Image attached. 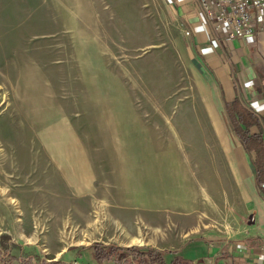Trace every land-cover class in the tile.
I'll use <instances>...</instances> for the list:
<instances>
[{"label":"rangeland","instance_id":"1","mask_svg":"<svg viewBox=\"0 0 264 264\" xmlns=\"http://www.w3.org/2000/svg\"><path fill=\"white\" fill-rule=\"evenodd\" d=\"M180 37L166 0H0V235L36 264H109L80 248L125 247L112 236L76 244L96 205L126 229L155 222L158 250L252 235Z\"/></svg>","mask_w":264,"mask_h":264},{"label":"crops","instance_id":"2","mask_svg":"<svg viewBox=\"0 0 264 264\" xmlns=\"http://www.w3.org/2000/svg\"><path fill=\"white\" fill-rule=\"evenodd\" d=\"M166 1L178 23L186 60L201 80L200 95L202 88L217 111L228 166L241 182L246 202L251 201L254 218L252 235L245 242L211 244L199 237L188 240L181 255L192 264H264V191L260 192L255 185L254 155L245 152L224 110L225 104L238 100L259 120V126L249 129L250 134H261L264 141V35L224 40L205 22L193 0ZM170 260L171 256H165L166 263Z\"/></svg>","mask_w":264,"mask_h":264},{"label":"trees","instance_id":"3","mask_svg":"<svg viewBox=\"0 0 264 264\" xmlns=\"http://www.w3.org/2000/svg\"><path fill=\"white\" fill-rule=\"evenodd\" d=\"M225 114L233 134L237 137L245 152L254 155V181L260 192L264 191V141L261 134L251 135L249 129L259 126L258 118L243 107L238 100L224 105ZM80 249L90 251L98 263L109 264H192L184 258L180 250H158L153 247H120L116 244L94 242ZM171 256L169 263L165 256ZM0 264H36L35 256L26 254L22 246L11 240L7 234L0 235ZM38 264H70L62 259L47 262L38 260Z\"/></svg>","mask_w":264,"mask_h":264},{"label":"built area","instance_id":"4","mask_svg":"<svg viewBox=\"0 0 264 264\" xmlns=\"http://www.w3.org/2000/svg\"><path fill=\"white\" fill-rule=\"evenodd\" d=\"M193 1L205 22L215 33H221L224 40H246L264 35V0Z\"/></svg>","mask_w":264,"mask_h":264},{"label":"bare ground","instance_id":"5","mask_svg":"<svg viewBox=\"0 0 264 264\" xmlns=\"http://www.w3.org/2000/svg\"><path fill=\"white\" fill-rule=\"evenodd\" d=\"M96 206L97 207H95L94 211L92 212L93 214L92 218L90 217L88 218L87 216V217H83V219H80L81 225H79V228L83 224H85L86 226L89 225V227L91 226V228L88 230H90L91 233L86 234L83 232L82 234H86L85 240L79 241L76 244H82V245L87 244L88 242L87 236L91 237L92 235H96L100 238H104L106 236H109L110 238V236H112L113 241H115L116 243L122 246H143L149 243V239L151 237L156 236L158 234V229L156 228V224H154L155 222L149 224L138 216V223H136L133 226L134 227V231H133L132 229H126L116 219H112V217H110L109 214L105 210H103L100 205H96ZM69 222L70 221L68 220L67 222L64 223L61 222L60 224L57 225L61 227L62 224L63 226L64 231L61 230L62 232H64L63 235H61L63 239H67L70 236L69 235L70 233L73 234V232H75L72 229L71 224ZM87 228L88 227H86V229Z\"/></svg>","mask_w":264,"mask_h":264}]
</instances>
